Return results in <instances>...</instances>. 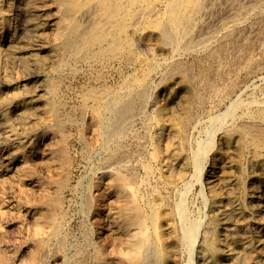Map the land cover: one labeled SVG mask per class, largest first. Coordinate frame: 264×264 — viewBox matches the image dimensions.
<instances>
[{
  "label": "bare ground",
  "instance_id": "obj_1",
  "mask_svg": "<svg viewBox=\"0 0 264 264\" xmlns=\"http://www.w3.org/2000/svg\"><path fill=\"white\" fill-rule=\"evenodd\" d=\"M242 30L264 0H0V264H264Z\"/></svg>",
  "mask_w": 264,
  "mask_h": 264
},
{
  "label": "rangeland",
  "instance_id": "obj_2",
  "mask_svg": "<svg viewBox=\"0 0 264 264\" xmlns=\"http://www.w3.org/2000/svg\"><path fill=\"white\" fill-rule=\"evenodd\" d=\"M224 8H225V5L221 1H217L215 3V5L213 7V11L211 12L213 15L211 14V18H210V21L208 23V27L211 31H216V30L220 29V25H219L220 20L225 16L224 15L225 14ZM251 38L252 37L249 35L247 30H242L241 33H237L232 39H230L228 41V43L229 42L230 43L229 44L227 43L223 47L222 51L220 52L221 54L219 55V58H218V61H221V62H216V64L217 63L218 64L223 63L224 65L225 64L229 65L230 68L232 67L233 72L231 73V78H232V80H234L235 84L238 85L239 87H241L243 90L248 85H250V87L253 85L257 86L256 90L254 88L251 91L250 90L247 91L246 93H248V95H246V96H251V95L257 96L258 95V96L263 97V95H264V81L263 80L261 81L260 77H259L260 79H258V76L260 75V76L264 77V68L262 70H254L252 65H253V61L254 62H264V35L261 38H259L260 40L256 39V38H252V39ZM260 60H262V61H260ZM188 62H189V64H192V62H194V59L190 58L188 60ZM211 64H213V63H211ZM197 65L198 64L193 65L194 67L192 69L197 71V69H198ZM263 66H264V64H263ZM0 199H1V197H0ZM11 236L12 235H10V237ZM11 238L12 239H10L9 242L10 243L15 242L14 240H16V238L13 236Z\"/></svg>",
  "mask_w": 264,
  "mask_h": 264
}]
</instances>
